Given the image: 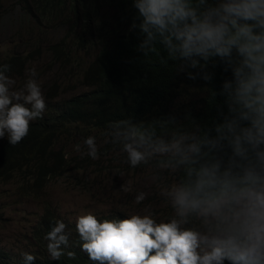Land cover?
Here are the masks:
<instances>
[{"label": "clouds", "instance_id": "1", "mask_svg": "<svg viewBox=\"0 0 264 264\" xmlns=\"http://www.w3.org/2000/svg\"><path fill=\"white\" fill-rule=\"evenodd\" d=\"M133 6L144 37L139 50L147 53L159 42L187 67L204 69L218 57L226 71L231 69L233 79L221 90L227 114L203 136L190 133L167 143L154 141L128 120L110 125L112 142L122 144L132 167L168 153L177 165H187L186 179L163 193L174 210L170 219L157 222L151 213L102 218L109 206L90 196L97 211L79 213L73 222L68 218L70 224L50 223L45 215H59L53 207H64L60 198L66 192L38 194L45 205L39 223L29 238L14 234L0 241L6 256L18 254L29 264L40 242L51 259L59 260L71 236L97 264H264V0H133ZM136 27L133 22L131 28ZM8 46L0 48L7 53L13 45ZM9 69L0 64V138L7 134L16 145L29 133L30 122L42 118L46 103L35 68L20 91H10L15 82L6 75ZM188 78L196 75L189 72ZM202 78L210 81L212 74L204 71ZM84 144L87 155L98 159L95 137ZM149 189L135 201H143ZM18 201L26 200L17 195ZM193 219L200 227L191 226ZM7 221L0 219L4 233ZM67 256L76 258L72 251Z\"/></svg>", "mask_w": 264, "mask_h": 264}, {"label": "trees", "instance_id": "2", "mask_svg": "<svg viewBox=\"0 0 264 264\" xmlns=\"http://www.w3.org/2000/svg\"><path fill=\"white\" fill-rule=\"evenodd\" d=\"M106 6L109 12L100 21ZM18 8L22 10L18 29L32 24L39 34L30 33L25 39L22 32L17 47L11 40L15 45L7 53L0 49V64L10 65L6 75L15 82L10 91L22 90L35 68L34 79L46 108L42 118L30 122L29 133L18 144L11 145L7 134L0 138V180L20 182L16 201L17 195L19 200L40 201L38 193L52 179L75 177V184L87 195L109 206L102 218L151 213L158 222L170 219L174 210L163 193L186 179L187 165H177L176 157L168 153L132 167L122 144L112 142L110 125L128 120L154 141L203 136L227 114L221 90L225 80L233 79L231 69L226 71L218 57L210 59L204 69L187 67V61L170 57L159 42L147 53L139 50L144 37L133 0H0V24L7 13ZM133 22L135 29L131 28ZM196 59L204 63L202 58ZM204 71L212 74L210 81L202 78ZM189 72L196 79H189ZM89 136L95 137L99 156L95 160L87 155L84 144ZM164 164L176 168V174L169 173L172 178ZM112 166L126 171L150 168L158 185L150 186L139 203L135 197L140 191L122 195L115 184H102L99 191H92L87 174L100 176ZM45 216L50 223L56 219L71 223L61 214ZM193 225L200 227V222L193 219ZM13 235L4 233L0 241H10ZM1 244L0 264H24L18 254L6 256ZM81 244L68 236L65 255L53 260L47 246L39 242L33 246L36 259L29 264H97ZM68 251L76 258L70 259Z\"/></svg>", "mask_w": 264, "mask_h": 264}, {"label": "rangeland", "instance_id": "3", "mask_svg": "<svg viewBox=\"0 0 264 264\" xmlns=\"http://www.w3.org/2000/svg\"><path fill=\"white\" fill-rule=\"evenodd\" d=\"M21 12L22 10L20 8L15 9L12 12L7 13L2 19V23L0 24V47L2 46L1 48H5L8 45H15V42H11V40L16 41L17 47L18 42L21 41L20 34L22 32L25 39L30 37V33L39 34V31L37 29H32V24H26L27 26L25 27V29L23 28V30L21 31L18 29L17 18ZM108 12L109 7L106 6L103 11L99 14L100 21L104 20L105 14ZM36 26L39 27L38 25ZM54 40L55 39H53V41ZM165 142L167 143V141ZM158 155L156 154L152 156V158L158 159ZM164 168L168 170L167 175L170 178H172L170 174H176L175 167L164 164ZM104 174L107 175L103 177ZM98 175L100 176H97L94 173L87 174L89 182L94 186L92 188V191H99V186L102 184H115V189L117 190V192H120L122 195H127L129 193H126L125 191H140V193H144L145 189H147L148 187H154L158 185L155 175L152 173L150 168L147 167H140L134 171H126L125 169L118 170L114 166H112L109 170H106L102 174ZM75 182V177L62 179L54 178L52 182L49 183V188L47 190L38 193L41 196H54L66 192L64 196L60 198L61 204L64 207H53V209L55 213L61 214L62 216L69 218L71 222H73V220L79 213L97 211V209L92 208L93 205L91 204L90 196L85 193V189L82 188V186L80 185H76ZM19 184L20 182L18 180L16 181V179L12 181L0 180V219L4 218L8 220L7 223L4 225L6 233H13L16 234V236H18L20 239H26L30 237L31 231L35 227L38 218L43 213L45 205L41 201L33 200L22 202L18 201L16 203V191ZM175 184L176 183H174L173 185ZM155 219L157 220V218ZM4 232L5 231L0 230V233ZM3 251L8 252V249L6 247H3Z\"/></svg>", "mask_w": 264, "mask_h": 264}]
</instances>
